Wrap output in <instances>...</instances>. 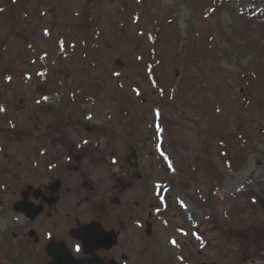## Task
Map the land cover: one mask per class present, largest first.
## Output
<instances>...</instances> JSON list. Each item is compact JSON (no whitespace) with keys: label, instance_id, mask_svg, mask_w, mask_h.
I'll list each match as a JSON object with an SVG mask.
<instances>
[{"label":"rangeland","instance_id":"1","mask_svg":"<svg viewBox=\"0 0 264 264\" xmlns=\"http://www.w3.org/2000/svg\"><path fill=\"white\" fill-rule=\"evenodd\" d=\"M0 109L15 163L66 137L174 223L264 234V0H0Z\"/></svg>","mask_w":264,"mask_h":264},{"label":"flooded vegetation","instance_id":"2","mask_svg":"<svg viewBox=\"0 0 264 264\" xmlns=\"http://www.w3.org/2000/svg\"><path fill=\"white\" fill-rule=\"evenodd\" d=\"M60 121L53 116L47 128L64 136ZM59 140L54 152L37 150L46 163L36 166L15 163L0 145L10 164L2 169L8 184L0 177V264H264L263 230L231 225L228 236L226 224H215L216 239L207 238L194 224L174 223L169 207L145 202L141 175L128 168L99 180L84 147L72 143L67 155L66 137Z\"/></svg>","mask_w":264,"mask_h":264},{"label":"trees","instance_id":"3","mask_svg":"<svg viewBox=\"0 0 264 264\" xmlns=\"http://www.w3.org/2000/svg\"><path fill=\"white\" fill-rule=\"evenodd\" d=\"M210 12H213V10L211 9ZM206 16H207V15H206ZM256 77H258V72L255 71V72L251 73L250 79H251V78L255 79ZM251 80H252V79H251Z\"/></svg>","mask_w":264,"mask_h":264},{"label":"snow or ice","instance_id":"4","mask_svg":"<svg viewBox=\"0 0 264 264\" xmlns=\"http://www.w3.org/2000/svg\"><path fill=\"white\" fill-rule=\"evenodd\" d=\"M0 111H3V109H0Z\"/></svg>","mask_w":264,"mask_h":264}]
</instances>
